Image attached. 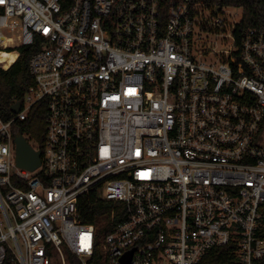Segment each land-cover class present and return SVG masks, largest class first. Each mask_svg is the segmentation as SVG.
I'll return each mask as SVG.
<instances>
[{
  "label": "built area",
  "instance_id": "obj_1",
  "mask_svg": "<svg viewBox=\"0 0 264 264\" xmlns=\"http://www.w3.org/2000/svg\"><path fill=\"white\" fill-rule=\"evenodd\" d=\"M215 7L0 0V53L36 48L35 85L0 117V264H197L228 244L264 264V27ZM41 99L28 170L12 126ZM90 190L123 204L103 235L78 218Z\"/></svg>",
  "mask_w": 264,
  "mask_h": 264
},
{
  "label": "trees",
  "instance_id": "obj_2",
  "mask_svg": "<svg viewBox=\"0 0 264 264\" xmlns=\"http://www.w3.org/2000/svg\"><path fill=\"white\" fill-rule=\"evenodd\" d=\"M208 6H236L243 9V19L240 27L260 26L264 27V0H201ZM19 56L7 69L0 68V117L7 120L15 113L11 106L16 102L24 101L30 87L35 85L33 76L29 72L28 60L35 46H19ZM45 111L46 101L41 99L35 102L29 111L28 118L16 120L13 131H21L35 141L39 148L43 149L45 138ZM11 181L16 184L15 178ZM113 207L121 209L123 204L105 201L97 196L95 190L83 193L78 202V218L83 223H92L96 226L100 235L107 229L102 223L108 219ZM264 236V227L260 232ZM237 255L235 246L213 247L197 264H235ZM264 263V260L262 261Z\"/></svg>",
  "mask_w": 264,
  "mask_h": 264
},
{
  "label": "water",
  "instance_id": "obj_3",
  "mask_svg": "<svg viewBox=\"0 0 264 264\" xmlns=\"http://www.w3.org/2000/svg\"><path fill=\"white\" fill-rule=\"evenodd\" d=\"M220 6H216L215 10L218 11ZM21 102L16 101L12 106L11 110L15 113L20 109ZM15 147H16V164L20 167L26 168L28 170L35 169L41 163V150L34 149L28 140L24 137L22 132L19 130L15 133L14 137ZM131 250L127 253V256L123 259L126 264L129 260Z\"/></svg>",
  "mask_w": 264,
  "mask_h": 264
},
{
  "label": "rangeland",
  "instance_id": "obj_4",
  "mask_svg": "<svg viewBox=\"0 0 264 264\" xmlns=\"http://www.w3.org/2000/svg\"><path fill=\"white\" fill-rule=\"evenodd\" d=\"M227 14H231V16L234 18V19H240L241 16H242V12H243V9L241 7H236V6H231L227 9ZM230 17V16H229ZM209 36V39L211 40H216L217 41V49H223V48H227L228 47V43L229 41L227 42H224L222 41L220 38L218 37H215V35H208ZM16 50V49H15ZM11 52H15V51H8V53H11ZM18 56V55H17ZM17 56H16V59H17ZM15 59V60H16ZM14 63V62H13ZM28 136V135H27ZM29 138V136H28ZM30 140H32L31 138H29Z\"/></svg>",
  "mask_w": 264,
  "mask_h": 264
},
{
  "label": "bare ground",
  "instance_id": "obj_5",
  "mask_svg": "<svg viewBox=\"0 0 264 264\" xmlns=\"http://www.w3.org/2000/svg\"><path fill=\"white\" fill-rule=\"evenodd\" d=\"M17 55V51H15L14 53H8V51H3L0 53V60H4L2 61L4 63V66L9 67V65H11L15 61Z\"/></svg>",
  "mask_w": 264,
  "mask_h": 264
}]
</instances>
